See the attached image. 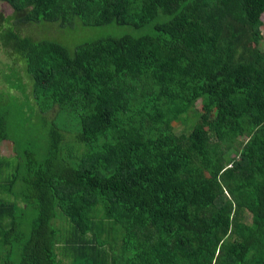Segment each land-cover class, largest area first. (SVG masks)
<instances>
[{"label":"trees","instance_id":"obj_1","mask_svg":"<svg viewBox=\"0 0 264 264\" xmlns=\"http://www.w3.org/2000/svg\"><path fill=\"white\" fill-rule=\"evenodd\" d=\"M1 1L48 21L151 29L69 53L2 25L44 120L40 156L33 142L0 156L2 263L264 264V0ZM9 112L0 104V142ZM25 203L36 208L26 238Z\"/></svg>","mask_w":264,"mask_h":264},{"label":"rangeland","instance_id":"obj_2","mask_svg":"<svg viewBox=\"0 0 264 264\" xmlns=\"http://www.w3.org/2000/svg\"><path fill=\"white\" fill-rule=\"evenodd\" d=\"M0 16L8 18L6 21L0 20V32L2 30V25L11 24L18 30L27 32L37 39L56 41L62 44L69 53L73 52L76 45L103 36H117L123 33L141 35L151 31L150 24L141 28H132L128 25H118L114 22L100 26H86L83 25L77 17L70 16H64V18L58 20L48 21L44 18L38 17L31 5H25L21 8L14 9L1 0ZM261 19L263 25L260 29L263 39L260 40V44L264 41V13L261 14ZM1 42L2 41L0 40V104L10 111L9 118L12 121L10 120V139L0 142V156L11 158L13 157L14 152H20V149L22 148L33 150L32 147L27 144L31 142L37 147L35 151H39L37 156H40L44 148L40 146L42 144V135L38 131V126L40 127L44 120H42L36 113L35 115L33 113V110H38V105L35 100L36 94L30 87V78L25 72H23L22 62L11 55L9 50L2 46ZM153 89L154 88H151V90ZM165 104L167 106V102H165ZM56 109V107L53 108V110ZM53 110H51V112ZM198 111L199 102H196L193 108L186 114V117H188L189 120L191 119V121L188 122V120L182 118L171 122L173 132L178 134L181 131H188V125L194 121L192 119L196 117ZM51 112L46 114L47 118L51 116ZM202 117L211 120L214 115L211 113H203ZM57 120L62 123H67L65 120L68 119L65 115L61 114L57 117ZM65 138H69V136L66 135ZM3 195H6L5 197L13 202L17 201L16 198L20 199L19 196L12 195L7 191L1 192V196ZM55 212V216L50 221L51 226L54 228H60L62 235H65V231L69 230L68 222L64 220V216H62L58 210H55ZM17 214L19 215V218H17L19 229L24 232V238H26L28 236L31 222L36 216V208L32 203H25L23 208L17 211ZM59 217H62L63 220ZM58 258H60L63 263L67 261L65 256L60 253L58 254ZM16 261L17 258L13 261V264H15ZM0 264H3L2 260H0Z\"/></svg>","mask_w":264,"mask_h":264}]
</instances>
